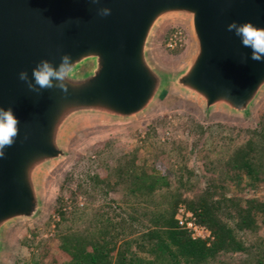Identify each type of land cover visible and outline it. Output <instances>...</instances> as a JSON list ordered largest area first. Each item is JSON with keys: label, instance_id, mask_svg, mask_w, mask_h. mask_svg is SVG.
I'll return each mask as SVG.
<instances>
[{"label": "water", "instance_id": "obj_1", "mask_svg": "<svg viewBox=\"0 0 264 264\" xmlns=\"http://www.w3.org/2000/svg\"><path fill=\"white\" fill-rule=\"evenodd\" d=\"M111 9L108 16L98 9ZM190 23L195 48L176 70L152 55L167 19ZM264 27V0H0V107H11L19 135L0 158V264L11 228L40 218L47 172L89 124L137 121L171 97L199 104L206 116L251 118L264 96V61L250 58L227 25ZM74 62L68 93L30 91L19 72L41 59Z\"/></svg>", "mask_w": 264, "mask_h": 264}, {"label": "trees", "instance_id": "obj_2", "mask_svg": "<svg viewBox=\"0 0 264 264\" xmlns=\"http://www.w3.org/2000/svg\"><path fill=\"white\" fill-rule=\"evenodd\" d=\"M234 130L192 120L189 142L158 140L152 128L144 153L97 152L78 187L86 203L55 208L56 234L14 264H264V198L239 196L264 185V112ZM180 204L210 243L179 226Z\"/></svg>", "mask_w": 264, "mask_h": 264}, {"label": "rangeland", "instance_id": "obj_3", "mask_svg": "<svg viewBox=\"0 0 264 264\" xmlns=\"http://www.w3.org/2000/svg\"><path fill=\"white\" fill-rule=\"evenodd\" d=\"M183 28L187 36L184 46L170 49L167 40L172 31ZM152 44L154 60L164 69L176 70L182 67L195 48V39L188 21L172 18L167 19L156 31ZM264 96L254 108L251 118L231 116L223 112H214L206 116L201 106L196 102L183 98L171 97L152 110L147 116L129 124H89L73 133L67 145V156L56 163L46 174L43 182L44 207L40 218L22 221L15 224L7 237V252L1 264H14L29 260L36 245L53 238L63 212L73 210L77 204L83 206L86 199L78 188L84 178L89 159H95L97 152L113 151L115 154L140 150L152 128H156L157 139L161 141L179 140L189 142L188 127L195 120L206 126H224L231 133L235 128L246 130L252 128L264 112ZM229 134V133H228ZM112 146H110L111 144ZM108 144V145H107ZM107 145V146H106ZM144 153V152H143ZM104 154L99 156L103 158ZM168 166V160L163 158L160 167ZM239 196L264 198V185L259 190L246 189ZM54 215L59 220H54ZM51 258L47 264H51Z\"/></svg>", "mask_w": 264, "mask_h": 264}, {"label": "clouds", "instance_id": "obj_4", "mask_svg": "<svg viewBox=\"0 0 264 264\" xmlns=\"http://www.w3.org/2000/svg\"><path fill=\"white\" fill-rule=\"evenodd\" d=\"M98 3L99 0H91ZM98 15L108 16L111 9L99 8ZM229 32H235L245 48L251 49L250 58L254 61H264V27H258L251 21L238 23L235 20L227 25ZM74 62L70 54L64 53L60 57L58 66H54L48 59H41L32 69V78L27 70L19 72V79L27 85L30 91L39 93L45 89H59L67 94L69 86L78 85L73 79ZM19 120L11 107H0V158L5 156V149L11 147L19 135Z\"/></svg>", "mask_w": 264, "mask_h": 264}, {"label": "built area", "instance_id": "obj_5", "mask_svg": "<svg viewBox=\"0 0 264 264\" xmlns=\"http://www.w3.org/2000/svg\"><path fill=\"white\" fill-rule=\"evenodd\" d=\"M183 28H176L172 31L167 40V47L176 49L185 45L187 41L186 33ZM177 220L180 227L187 229L194 239H202L211 242L213 239L212 231L197 222L193 212L187 208L185 204H180L177 209ZM54 220H59V217L54 215Z\"/></svg>", "mask_w": 264, "mask_h": 264}]
</instances>
